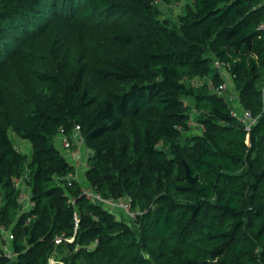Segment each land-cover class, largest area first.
I'll return each instance as SVG.
<instances>
[{
	"label": "trees",
	"instance_id": "obj_1",
	"mask_svg": "<svg viewBox=\"0 0 264 264\" xmlns=\"http://www.w3.org/2000/svg\"><path fill=\"white\" fill-rule=\"evenodd\" d=\"M262 22L264 0H0V264H264ZM77 125L81 176L55 143Z\"/></svg>",
	"mask_w": 264,
	"mask_h": 264
},
{
	"label": "built area",
	"instance_id": "obj_2",
	"mask_svg": "<svg viewBox=\"0 0 264 264\" xmlns=\"http://www.w3.org/2000/svg\"><path fill=\"white\" fill-rule=\"evenodd\" d=\"M261 28L264 30V22L261 23ZM216 65L220 66L219 61L216 62ZM222 73L225 76L226 81H224L222 84L217 86L216 90L218 91L219 94H223L227 97L228 101L232 105V109H231L232 114L234 116H236L237 118H239L243 122L245 129L251 130V128L253 127V125L257 121V117L253 115L251 110L244 108L240 105V103L238 102V95L233 90H231L229 88L232 86V84L229 81L228 76H227V75H229V73H227L226 70H223ZM193 82L197 84L199 82V80L197 78H193ZM79 129H80V126L77 125L75 127L73 133H72V137L75 141L74 144H77L76 150H78V148L83 147L85 144V139L80 134ZM57 138H60L61 143L66 150H71L73 142L71 140V137L65 132L64 129H61ZM79 162H80V160H79ZM76 176H77V174H75L73 172L68 174L67 177H68L70 184H71V178H74ZM16 183H17V186H19L20 185V179H17ZM83 191L89 197L102 201L105 205H107L109 208H111V210H113L115 213H116V211H115L116 209H120V210H124L127 213H129L130 216L135 215V212L131 209V198H128V197H122V198H118V199L103 198L101 195L95 193L90 187L83 188ZM20 201H21L24 208H30L31 206L34 205V202L31 200L30 196L24 192V190L21 191V193H20ZM0 230L5 232V236L8 240V242H10V240L14 237V235L10 231L5 229L3 226L0 227ZM57 241H61V239H57ZM4 249H5V252L8 256H13L15 254V253H13V251L9 245H6L4 247ZM56 263H57V261H54V260L51 261V264H56Z\"/></svg>",
	"mask_w": 264,
	"mask_h": 264
},
{
	"label": "rangeland",
	"instance_id": "obj_3",
	"mask_svg": "<svg viewBox=\"0 0 264 264\" xmlns=\"http://www.w3.org/2000/svg\"><path fill=\"white\" fill-rule=\"evenodd\" d=\"M182 3L179 4V5L171 4V3H168V4L167 3H160L159 6H160V8L162 9V12H163V18H166L167 20H169L171 25H172V23H177L181 13L184 12V7H183ZM227 76H228L229 81L231 82L230 75H227ZM192 111H193L192 115L195 116L196 115L195 109L192 110ZM192 125L197 126L198 128H200V124L198 122H196L194 120V118L192 119ZM197 130L199 131L200 129H197ZM8 133H9V136L12 139L14 145L21 152L26 153L27 155L30 156L31 152H32L31 141L28 138L20 136L12 127H10L8 129ZM55 143H56V146L68 158V160L71 161L72 163H74V159H72V156L70 155V153L63 147L60 138H57ZM83 148H84L83 155H82V158L80 159V163H79V164H81L80 166L82 167V171H84L86 166H87V158H88V156L90 154L89 148H87L85 146ZM80 176H79V179H80ZM80 181L82 182L83 185L87 184V180L83 176L81 177ZM85 187H87V186H85ZM25 188L27 189L26 192L29 193L30 192V188H29V186L26 183L23 185V189H25ZM115 211H116V213L118 214L119 217H123L127 221H131V218H130L131 216L126 211L120 210V209H116ZM4 238L6 239V237H4ZM5 239H4V242H6Z\"/></svg>",
	"mask_w": 264,
	"mask_h": 264
},
{
	"label": "crops",
	"instance_id": "obj_4",
	"mask_svg": "<svg viewBox=\"0 0 264 264\" xmlns=\"http://www.w3.org/2000/svg\"><path fill=\"white\" fill-rule=\"evenodd\" d=\"M69 153H70V155L72 156V159H74V164H75V166H77V169H78V174L80 175L83 171H82V167L80 166L81 164H79L80 162H79V160L82 158V155H81V153H82V147L81 148H78V150H67ZM25 190V192L27 191V189L25 188L24 189ZM27 193V192H26ZM28 194V193H27Z\"/></svg>",
	"mask_w": 264,
	"mask_h": 264
}]
</instances>
